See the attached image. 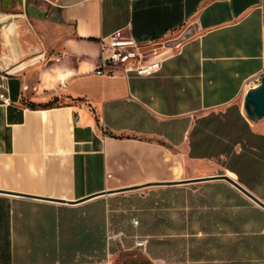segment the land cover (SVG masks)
Here are the masks:
<instances>
[{"label": "crops", "instance_id": "1", "mask_svg": "<svg viewBox=\"0 0 264 264\" xmlns=\"http://www.w3.org/2000/svg\"><path fill=\"white\" fill-rule=\"evenodd\" d=\"M45 1L0 0V264H264V0ZM117 29L159 72H95Z\"/></svg>", "mask_w": 264, "mask_h": 264}, {"label": "built area", "instance_id": "2", "mask_svg": "<svg viewBox=\"0 0 264 264\" xmlns=\"http://www.w3.org/2000/svg\"><path fill=\"white\" fill-rule=\"evenodd\" d=\"M102 49L99 55L98 65L95 72L100 75H117L121 68L124 74L135 71L138 75H153L161 69V59L152 56V51H143L144 45L135 37L127 34L124 29H117L107 40H102ZM59 59V58H58ZM264 77V72L257 75L258 81ZM0 98L5 102L9 98L0 93ZM135 223H138L135 220ZM144 245V241H139Z\"/></svg>", "mask_w": 264, "mask_h": 264}, {"label": "water", "instance_id": "3", "mask_svg": "<svg viewBox=\"0 0 264 264\" xmlns=\"http://www.w3.org/2000/svg\"><path fill=\"white\" fill-rule=\"evenodd\" d=\"M160 47L159 44L155 45H145L143 47V51H149L153 50ZM244 107L247 116L251 120H258L262 117H264V77L261 78L259 81L258 85L251 88L245 96L244 99ZM221 177H224L225 179L229 180L230 182L234 183L236 186L241 188L250 198H252L254 201H256L258 204H260L262 207H264V202L253 195L250 191L242 187L237 181L229 177L228 175H221ZM165 183H170V182H165ZM161 184V182H153V183H148L145 185H140V186H149V185H157ZM2 191V190H0ZM57 200V199H56ZM64 202H71V201H66V200H61Z\"/></svg>", "mask_w": 264, "mask_h": 264}, {"label": "rangeland", "instance_id": "4", "mask_svg": "<svg viewBox=\"0 0 264 264\" xmlns=\"http://www.w3.org/2000/svg\"><path fill=\"white\" fill-rule=\"evenodd\" d=\"M30 1V0H29ZM31 2L33 3V4H37V2L39 3V4H43V8L42 9H47V6H46V4H44V3H46V1L45 0H31ZM41 4V5H42ZM139 241H142V240H139ZM145 245V244H144Z\"/></svg>", "mask_w": 264, "mask_h": 264}, {"label": "trees", "instance_id": "5", "mask_svg": "<svg viewBox=\"0 0 264 264\" xmlns=\"http://www.w3.org/2000/svg\"><path fill=\"white\" fill-rule=\"evenodd\" d=\"M57 100H58V99H55V101H54V102H56ZM54 102H53V103H54Z\"/></svg>", "mask_w": 264, "mask_h": 264}]
</instances>
